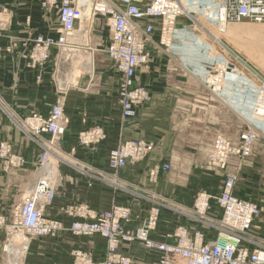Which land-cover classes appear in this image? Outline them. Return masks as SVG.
Returning <instances> with one entry per match:
<instances>
[{"label":"crops","instance_id":"obj_1","mask_svg":"<svg viewBox=\"0 0 264 264\" xmlns=\"http://www.w3.org/2000/svg\"><path fill=\"white\" fill-rule=\"evenodd\" d=\"M42 1L0 0L11 11L8 28L0 39V141L8 142L23 160L21 166L8 168L0 163V214L5 220L0 228V264H72L74 248L91 251L95 261L103 257L106 243L99 235L78 236L61 230L55 236L36 237L14 226L18 208L41 175L40 148L19 130L15 117L32 112L46 116L60 98L66 123L64 133L48 143L58 172L55 197L43 207L45 217L67 227L71 217L66 209L70 205L95 213L114 204L124 205L131 209L126 227L132 229L146 218L155 200L164 199L189 213L186 209L192 206L196 193L204 192L211 196L209 213L219 218L221 209L215 197L224 173L209 164L207 153L217 134L231 133L229 138L237 143L244 121L201 77L204 62L211 55L201 46L204 36L192 30L185 43L177 39L181 46L173 51L159 44V31L155 30L146 47L148 61L135 75L137 83L147 88L149 98L133 118L124 119L117 96L121 74L105 52L111 35L102 17L76 22L68 48H51L48 61L38 69L28 65L24 54L32 37L56 36L60 28L56 9L43 7ZM149 22L157 28L154 19ZM179 22L184 25L183 20ZM95 126L104 129L105 138L89 146L80 144L78 134ZM137 138L152 142L153 151L142 161L122 167L118 179H110L106 174L108 150L120 140ZM165 162L170 168L151 181L150 169ZM228 170L238 174L234 192L261 204L264 194L256 183L260 178L264 181V138L256 141L252 154L242 161L230 159ZM185 213L168 203L161 206L150 236L171 243L175 228L186 225L201 228L206 242L215 238V230ZM254 223L259 234L254 233L263 237L264 211ZM119 252L130 257L131 264H157L159 258L157 251L137 241L122 242Z\"/></svg>","mask_w":264,"mask_h":264},{"label":"built area","instance_id":"obj_2","mask_svg":"<svg viewBox=\"0 0 264 264\" xmlns=\"http://www.w3.org/2000/svg\"><path fill=\"white\" fill-rule=\"evenodd\" d=\"M196 4H206L207 9L210 8L202 14L203 22L194 18ZM41 5L56 9L60 28L56 36L38 34L32 37L24 54L31 68L42 67L50 57L51 48L69 47L68 38L76 22L84 17H102L111 35L105 52L121 74L117 86L120 112L124 119L133 118L149 98L147 88L137 83L135 75L136 70L148 61L146 47L155 30L159 31V44H167L173 51L181 46L177 39L183 41L195 30L204 36L201 46L206 49L207 55L209 51L211 54L204 62L201 77L217 97L226 98L234 112L244 120L248 119L237 143L226 135L218 134L207 153L209 164L224 173L222 187L215 197L221 209L219 218L209 213L211 196L204 192L196 193L192 206L186 209L190 214L164 199L155 200L146 218L132 229L126 227L131 219L128 206L114 204L95 213L80 205H70L66 212L71 220L66 229L79 236L100 235L106 243L103 257L98 261L94 260L91 251L74 248L71 251L72 264H131L130 257L119 252V246L122 242L132 241L157 251V264H264V240L251 232L252 223L261 214V208L234 192L238 174L228 170L230 159L242 161L252 153L256 141L264 138V79L255 80L254 76L260 78L258 73L252 68L253 72H249L242 54L231 46L228 36L224 35L232 23H264V0H43ZM10 17V9L0 3V39L8 28ZM149 19L156 21L157 28ZM183 19L192 24L182 25L179 21ZM211 25L218 27V33L211 31ZM5 50L9 51V48ZM2 51L0 45V56ZM59 90L65 91L61 86ZM14 122L24 135L44 149L39 161L41 175L33 191L23 200L18 222L30 235L53 236L63 229V225L58 220L45 217L43 207L54 198L57 164L49 159L50 145L45 147L41 141L46 135L57 138L63 134L66 119L62 99L51 105L46 116L34 112L27 117H15ZM104 132L101 126H95L81 131L77 139L85 146L97 144L104 139ZM153 148L152 142L141 138L117 143L108 151L107 176L112 180L118 179L122 167L142 161ZM0 160L6 163L5 167L18 166L23 161L11 154L5 144L0 145ZM169 168L167 162L153 166L148 177L155 181L161 171ZM167 203L175 211L197 220L203 227L215 230V238L206 242L201 228L178 225L173 242L153 239L150 233L156 228L160 207ZM4 225L0 216V228Z\"/></svg>","mask_w":264,"mask_h":264},{"label":"rangeland","instance_id":"obj_3","mask_svg":"<svg viewBox=\"0 0 264 264\" xmlns=\"http://www.w3.org/2000/svg\"><path fill=\"white\" fill-rule=\"evenodd\" d=\"M209 10H210V8L207 9V5L206 4L205 5L196 4L195 7H194V9H193L194 18L197 19V20H199L201 22L202 19H204L202 17V14L204 12L205 13L208 12ZM194 23H198V22H194ZM194 23H193V26H194ZM183 24H185V25H191L192 23L189 22V21H186L185 19H183ZM210 27H211V31L218 33V31L216 29L218 27L216 25L213 26V27L211 25ZM225 32H226V34L224 33V35L228 36L229 40L232 41V44L237 45V46H241L243 48V50H245V52H247L248 54H250L252 56H255L256 57L257 55H260V57H262L263 60L260 58L259 61H263L264 62V23H254V22H249V21H243V22H239V23H232V24L228 25V27H227V29H226ZM224 35L222 34V36H224ZM222 36H219V37H222ZM243 61H245L247 63V65L249 67V72L250 73L253 72L252 70H250V68H252L260 76V78L257 77V76H254L255 80L264 79V65H263V69L261 70V69H259V68H257L255 66V64L253 63L254 60L252 61V60L246 58L245 56H243ZM252 74H254V73H252ZM62 108H63V104H62ZM32 113H34V112H32ZM29 115H26L24 117H27ZM21 118H23V117H21ZM243 121L244 122L241 121L242 126H239V127H243L244 126L243 127V129H244L245 128V125H246V122L245 121H248V119L247 120H244L243 119ZM222 135H226L227 137L232 136L231 133H229V134L226 133V134H222ZM47 137H48V139L45 138V136H43V139L41 141V143L45 147H49V144H48L49 141L51 143H53L60 136H58L56 139H51L50 136H47ZM34 142L38 145V143L36 141H34ZM1 144H5V145L9 146L11 154H13L16 157L17 156L20 157V155L16 154L12 150L11 145L8 142H6V141H0V145ZM50 147H51V145H50ZM39 148H40V154H39V161H40V158H41L40 156L44 152V149L42 147H40V146H39ZM252 152H253V150H252ZM49 157L52 158L53 156L49 155ZM0 163H1L2 167H4V168L13 167V166L5 167L4 165H6V163L3 160H0ZM21 165H22V163L20 165H18V166H21ZM220 173H221V171H220ZM258 187L261 188L260 191H261L262 194H264L263 193L264 192V181H263L262 178H260V180H257V183H256L257 190H259ZM258 205L261 208V214H260V216H261L262 213H263V211H264V201H262L261 204L259 203ZM256 218H258V217H256ZM254 227H256V228L259 229V227L257 226V224H255L253 222L252 223V229L253 230H251V232H253V233L255 232V233L259 234L258 233V229L254 228ZM257 236H259L261 239L264 240V236L263 237L260 236V235H257Z\"/></svg>","mask_w":264,"mask_h":264},{"label":"bare ground","instance_id":"obj_4","mask_svg":"<svg viewBox=\"0 0 264 264\" xmlns=\"http://www.w3.org/2000/svg\"><path fill=\"white\" fill-rule=\"evenodd\" d=\"M5 31H3V33H4ZM2 33V34H3ZM231 42V44H232V41H230ZM163 46L164 47H168L167 46V44H163ZM232 46L233 47H235L243 56H245L246 58H248V59H250V60H254L253 61V63L255 64V66L257 67V68H259V69H263V65H264V62L263 61H259V59L261 58L262 59V57H260V55H257L256 57L255 56H252V55H250V54H248L247 52H245V50H243V48L241 47V46H237V45H234V44H232ZM2 54V53H1ZM1 57V56H0ZM263 60V59H262ZM57 101V100H56ZM55 101V102H56ZM63 102V101H62ZM122 115V114H121ZM123 117V116H122ZM65 130V129H64ZM64 133V132H63ZM104 134H105V132H104ZM105 136H106V134H105ZM51 137V136H50ZM105 138V137H104ZM51 139H56V138H52L51 137ZM128 140H132V139H125V140H120L119 142H121V141H128ZM118 142V143H119ZM51 143V142H50ZM117 145V144H116ZM115 145V146H116ZM114 147V146H113ZM112 148V147H111ZM109 151V150H108ZM51 154V153H50ZM49 159H50V161L51 162H53V163H55V164H57V162L53 159V157L52 158H50L49 157ZM107 166H108V155H107ZM39 169H40V173L42 172V169H41V166H40V164H39ZM217 170H219V169H217ZM108 171H109V169H108ZM219 171H221V170H219ZM57 172H58V164H57ZM56 172V173H57ZM107 172V171H106ZM221 173H223L222 171H221ZM56 177H57V174H56ZM35 186V185H34ZM33 186V187H34ZM55 186H56V178H55ZM55 186H54V197H55ZM33 187L31 188V190L29 191V193L31 192V191H33L32 189H33ZM28 193V194H29ZM27 194V195H28ZM54 199V198H53ZM21 209H22V205H20V207L18 208V210H17V213H16V223L14 222V226L15 225H18L19 227H21L20 226V223L18 222V221H20V214H21ZM0 216H2L3 217V215L2 214H0ZM159 216V215H158ZM3 219H4V217H3ZM49 219H53V218H49ZM55 220H57V219H55ZM59 221V220H58ZM157 221H158V219H157ZM61 222V221H60ZM4 223H5V220H4ZM62 223V222H61ZM62 225H63V223H62ZM13 225H12V227H14ZM11 227V228H12ZM62 230H67L66 229V227L63 225V229ZM61 231V230H60ZM68 231V230H67ZM59 232V231H58ZM58 232H56L53 236H55ZM70 232V231H69ZM71 233V232H70ZM30 235V234H29ZM74 235V234H73ZM92 235H94V234H92ZM95 235H97V234H95ZM31 236H33V235H31ZM46 236H52V235H46ZM79 236V235H78ZM86 236H91V235H86ZM100 236V235H99ZM36 237H39V236H36ZM43 237V236H42ZM103 239H104V237H102ZM4 248V247H3ZM5 249V248H4Z\"/></svg>","mask_w":264,"mask_h":264}]
</instances>
